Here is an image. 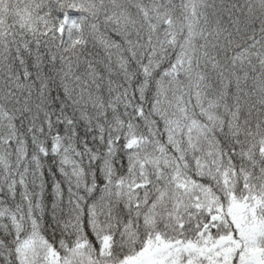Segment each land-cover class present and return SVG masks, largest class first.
<instances>
[{
	"label": "snow or ice",
	"instance_id": "1",
	"mask_svg": "<svg viewBox=\"0 0 264 264\" xmlns=\"http://www.w3.org/2000/svg\"><path fill=\"white\" fill-rule=\"evenodd\" d=\"M131 8L0 0V71L81 85L0 90V264H264V0Z\"/></svg>",
	"mask_w": 264,
	"mask_h": 264
},
{
	"label": "clouds",
	"instance_id": "2",
	"mask_svg": "<svg viewBox=\"0 0 264 264\" xmlns=\"http://www.w3.org/2000/svg\"><path fill=\"white\" fill-rule=\"evenodd\" d=\"M12 71L18 73L17 69ZM75 71L74 68L73 73ZM18 80L19 84L16 83ZM33 81L34 78L23 77L22 73L14 74L9 78L7 70L0 71V90L9 89L12 91L14 103H18L24 108H31L33 111L38 110L43 104L53 106L61 102L72 107L79 96L81 85L74 74H69L67 79L57 76L50 81L49 89L44 92H41L39 84ZM65 87H67V93Z\"/></svg>",
	"mask_w": 264,
	"mask_h": 264
},
{
	"label": "trees",
	"instance_id": "3",
	"mask_svg": "<svg viewBox=\"0 0 264 264\" xmlns=\"http://www.w3.org/2000/svg\"><path fill=\"white\" fill-rule=\"evenodd\" d=\"M15 2L16 0H9L10 4ZM105 2H107V0H105ZM126 2L129 4L130 10L134 12L135 9L131 8V5L135 3V0H126ZM162 2H169V0H162ZM180 2L181 0H171V3L174 4H179ZM207 3L209 4L215 3L218 8L220 7L227 8L228 11H230L233 14V16H240L242 21L244 19V15L249 4L253 6L256 15H259L261 12L260 9L261 0H207ZM180 11L181 10L179 8L176 9L177 15H179ZM208 11L209 14H211L213 10L208 9ZM228 19H229L228 15L227 13H225L224 20H228ZM9 22L11 23V18H9ZM226 27H230V25H226ZM256 27H259V21H256ZM242 35L243 34L235 35V39L238 43L242 42Z\"/></svg>",
	"mask_w": 264,
	"mask_h": 264
}]
</instances>
